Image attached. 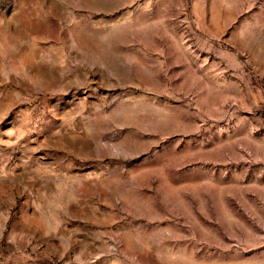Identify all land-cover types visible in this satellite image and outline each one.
<instances>
[{
    "label": "rangeland",
    "instance_id": "374dc122",
    "mask_svg": "<svg viewBox=\"0 0 264 264\" xmlns=\"http://www.w3.org/2000/svg\"><path fill=\"white\" fill-rule=\"evenodd\" d=\"M0 264H264V0H0Z\"/></svg>",
    "mask_w": 264,
    "mask_h": 264
}]
</instances>
